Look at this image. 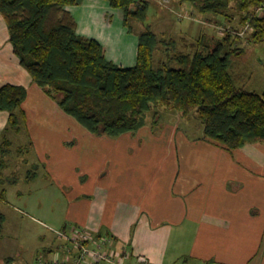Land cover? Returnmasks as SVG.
Here are the masks:
<instances>
[{"label":"crops","instance_id":"0c3cea01","mask_svg":"<svg viewBox=\"0 0 264 264\" xmlns=\"http://www.w3.org/2000/svg\"><path fill=\"white\" fill-rule=\"evenodd\" d=\"M68 9L77 20L78 33L99 40L110 60L122 66L136 65L142 28L133 26L130 30L120 8L108 0H83ZM245 56L246 50L241 57ZM251 70L250 66L240 84L252 83L250 90L263 93L264 74L257 77ZM7 83L28 89L24 107L28 117L25 132L31 140L29 153L36 147L33 152L44 159L42 153H52L56 146L62 152L51 164L64 167L72 160L68 144L79 135L87 143L113 144L107 134L80 129L75 123L78 121L34 83L14 51L7 22L0 14V86ZM9 117L8 110H0V142L7 136L12 149L13 138L21 130L9 125ZM189 120L183 129L167 127L161 136L145 124L133 137L142 143L136 156L126 153L130 141L116 144L113 175H78L84 176V185L72 195L77 200L63 225L67 233L82 227L96 238L109 240L104 250L122 264H264V143H248L230 151L203 138L201 123V133L195 134L198 141H192L186 133L196 129ZM129 134L119 136L128 138ZM189 144L195 145L185 158H191L195 175H181L176 166L170 171L169 164L174 163L180 145ZM83 156L85 164L91 161L88 153ZM105 165L99 171H105ZM3 230L0 264L76 263V252L65 259L69 243L56 233L44 235L47 244L43 251L29 254L28 250L22 257L18 254L19 258L18 249L8 251L13 242ZM140 255L146 261L140 260Z\"/></svg>","mask_w":264,"mask_h":264},{"label":"trees","instance_id":"16d2710c","mask_svg":"<svg viewBox=\"0 0 264 264\" xmlns=\"http://www.w3.org/2000/svg\"><path fill=\"white\" fill-rule=\"evenodd\" d=\"M108 1L123 11L130 30L132 19L144 26L134 66L115 63L99 40L78 33L68 7L83 0H0V14L20 63L66 113L94 134L119 136L138 131L148 116L152 124H158L162 108L176 109L185 118L196 113L203 138L230 151L264 143V92L241 85V76L232 69L234 60L244 53L237 46L238 33L217 38L204 32L180 49L177 37L165 41L146 24L150 0ZM190 1L202 13L233 20L234 0ZM258 7H264V0H236L234 7L243 24L253 27L250 43L264 42V14H257ZM27 96L24 85L0 86V110L10 112L9 125L16 131L21 125L27 127ZM11 146V139L4 136L0 171L7 166ZM5 220L0 212V231ZM58 230L67 233L66 228ZM77 230L94 235L87 228Z\"/></svg>","mask_w":264,"mask_h":264},{"label":"rangeland","instance_id":"374dc122","mask_svg":"<svg viewBox=\"0 0 264 264\" xmlns=\"http://www.w3.org/2000/svg\"><path fill=\"white\" fill-rule=\"evenodd\" d=\"M150 1L146 24L150 25L160 38L168 41L170 37H177L178 48L184 49L186 42L196 40L204 32L217 38H222L228 33L233 35L238 33L241 39L237 46L246 50V56L241 57V55L234 60L233 72L242 78L247 75V72L249 73L251 66V71L254 72L255 76L260 77L264 74V64L261 63L264 59V42L250 43L249 37L253 29L246 30L247 24H243L241 16L234 10L236 0L232 3V14L234 15L232 21L222 16L216 17L202 13L190 0ZM256 12L263 15L264 7H258ZM130 21L135 28L144 27L134 19ZM243 31L244 33L240 34ZM181 34L188 36L187 41L181 39ZM162 48L163 44H160V49ZM246 84L248 86L246 88L250 90L252 83L247 82ZM167 111L166 108L160 110L162 118L158 124H152V120L149 116L147 117L146 126L149 125L152 133L161 136L167 127L172 126L183 129L190 119L191 127L196 130H190L193 135L190 132H188L189 135L187 133L186 135L192 141H198L195 134L198 135L202 131L203 135V126L200 131L201 121L196 118V113L187 119L176 109ZM171 111H173V115H171ZM75 123L79 125L80 129L87 131L78 122ZM21 127L20 134L13 138L14 147L6 156L7 166L0 171V212L6 216L3 231L4 234L10 236L13 242V248L11 249L9 246L8 251L14 252V249H18V251L16 250L17 257H22L23 253L26 254L25 252L28 250H30L29 254L43 251L42 248L47 244L44 235L53 234L55 233L54 229L63 228L64 223L68 221L71 206L77 200L72 195L84 185L82 183L84 176L78 178V175H113V168L115 167L113 154L116 150V144L119 141L122 143L130 141L126 149V153L130 156H136L134 153L139 151L140 144H142L141 140L138 142L136 138H133L139 135V131L131 132L128 138L127 136L121 138L122 136L108 135L107 140L112 141V145L87 143L79 135L78 138H75L74 143L68 144L71 147V162L69 164L66 162L64 167L63 165L59 167V164H51V161L60 157L59 152L62 151L55 146L52 153H42L45 155L43 156L44 159L39 158L40 155L33 152L37 150L36 147H31L29 153L27 150L31 145V140L25 132V126L21 125ZM193 145L195 144L180 145L174 163L169 164L170 171L173 166H176L181 175H195V169L191 168L190 164L191 158L189 155L187 159L185 158ZM84 153H88L91 158V161L89 159L86 164L84 163ZM234 157L236 156L234 155ZM103 163L106 164V169L101 172L99 169ZM153 166L152 168L155 170L159 164ZM140 167H145V165ZM65 175L70 176L67 178ZM3 194L5 195L4 198L1 196ZM69 233L71 234V231Z\"/></svg>","mask_w":264,"mask_h":264},{"label":"built area","instance_id":"2783aa9c","mask_svg":"<svg viewBox=\"0 0 264 264\" xmlns=\"http://www.w3.org/2000/svg\"><path fill=\"white\" fill-rule=\"evenodd\" d=\"M247 29H253L252 25L247 24L246 30ZM243 33L244 31L240 34ZM56 232L59 234V236L66 238L67 241H69V244L65 248L66 260L71 258L73 250L77 249L80 253H78L75 264H80L82 262H90L91 264H96L100 261L109 262L111 264H122L115 259L113 254L108 253L104 250V245L109 242V240L105 238H96L86 230H76L71 234L65 233L62 230H56ZM139 258L142 261H146V258L143 255H140Z\"/></svg>","mask_w":264,"mask_h":264}]
</instances>
